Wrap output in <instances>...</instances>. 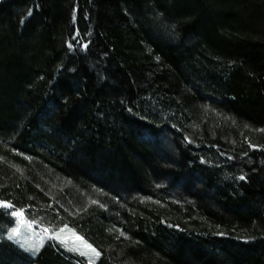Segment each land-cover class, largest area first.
<instances>
[{
	"label": "trees",
	"instance_id": "1",
	"mask_svg": "<svg viewBox=\"0 0 264 264\" xmlns=\"http://www.w3.org/2000/svg\"><path fill=\"white\" fill-rule=\"evenodd\" d=\"M0 200V264H88L15 209L95 264H264V0H0Z\"/></svg>",
	"mask_w": 264,
	"mask_h": 264
},
{
	"label": "rangeland",
	"instance_id": "2",
	"mask_svg": "<svg viewBox=\"0 0 264 264\" xmlns=\"http://www.w3.org/2000/svg\"><path fill=\"white\" fill-rule=\"evenodd\" d=\"M14 218V226L8 231L7 236L11 237L13 242L27 250L30 254L35 255L47 239L58 236L59 239L57 240L64 246L83 255L88 264H95L94 262L98 256L95 248L70 228L64 226L54 231L44 229L43 233H39L27 220L24 211L22 216ZM12 229H16V231Z\"/></svg>",
	"mask_w": 264,
	"mask_h": 264
},
{
	"label": "snow or ice",
	"instance_id": "3",
	"mask_svg": "<svg viewBox=\"0 0 264 264\" xmlns=\"http://www.w3.org/2000/svg\"><path fill=\"white\" fill-rule=\"evenodd\" d=\"M175 28H176V25H172V29L175 30ZM79 36H80V33H79V30H77V32H76L75 36L73 37V39L68 42L69 48L83 47V48L86 49L88 47V43L87 42H85L82 45L79 43V40H78ZM157 59H159V58H157ZM65 103H67V99H65ZM189 142H191V141L189 140ZM251 147L253 149H255L257 147V145L256 144H252ZM222 155H223V153H222ZM244 155H247V153H244ZM228 158L231 159L232 157H228ZM201 161L202 162L204 161L203 157H201ZM246 178L247 177L244 176V175H241L240 177H238V179H241V180H244ZM101 206L103 207V205H101ZM0 207L4 208L7 211V210L12 208V204L8 200H0ZM22 215H23V210L22 209H17V210L11 211V216L12 217H19V216H22ZM65 227H67V226H65ZM12 230L16 231V229H12ZM54 238L55 239H59L58 236H56ZM8 239L10 240L11 237H8Z\"/></svg>",
	"mask_w": 264,
	"mask_h": 264
}]
</instances>
